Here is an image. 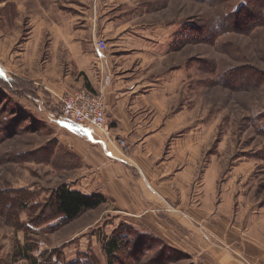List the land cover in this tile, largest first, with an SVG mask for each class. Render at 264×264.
Wrapping results in <instances>:
<instances>
[{
  "label": "rangeland",
  "instance_id": "obj_1",
  "mask_svg": "<svg viewBox=\"0 0 264 264\" xmlns=\"http://www.w3.org/2000/svg\"><path fill=\"white\" fill-rule=\"evenodd\" d=\"M56 2L78 3L84 17L118 9L117 27L108 30L113 48L142 52L132 81L185 110L174 139L191 138L190 163L198 170L192 203L215 193L224 205L237 200L245 222L255 216L264 223V0ZM2 3L18 15L15 0ZM100 40L107 42L98 38L96 46ZM77 90L102 97L106 114L102 93ZM10 91L0 96V264H235L232 232L210 234L212 222H136L110 205L66 222L54 195L80 182L73 181L80 161L62 143L71 125L61 105L47 122L46 107L33 102L35 111L26 113Z\"/></svg>",
  "mask_w": 264,
  "mask_h": 264
},
{
  "label": "crops",
  "instance_id": "obj_2",
  "mask_svg": "<svg viewBox=\"0 0 264 264\" xmlns=\"http://www.w3.org/2000/svg\"><path fill=\"white\" fill-rule=\"evenodd\" d=\"M61 3L15 0L17 16L7 14L6 3L0 5V95L12 82L9 90L19 96L23 110L33 114L32 103L39 102L41 109L46 107L41 112L50 115L41 114L47 122L57 119L63 97L77 89L104 95L108 131L89 128L79 134L70 127V135L64 136L62 143L80 161L73 172L78 175L73 181L80 182L71 190L101 195L103 206H112L131 221L158 224L175 216L187 225L188 219L212 222L210 234L232 232L235 264H264V223L255 216L246 222L239 218L237 200L224 205L213 192V199L205 193L202 202L192 203L198 170L190 163L191 138L174 139L185 110L175 111L157 97V88L144 92L132 81L142 52L125 39L132 49L113 48L108 30L117 27L118 9L95 10L84 17L86 13L74 8L78 3L67 8ZM98 38L109 42L106 53H99Z\"/></svg>",
  "mask_w": 264,
  "mask_h": 264
},
{
  "label": "built area",
  "instance_id": "obj_3",
  "mask_svg": "<svg viewBox=\"0 0 264 264\" xmlns=\"http://www.w3.org/2000/svg\"><path fill=\"white\" fill-rule=\"evenodd\" d=\"M107 48L106 41L100 40L98 42L97 49L99 53H104ZM61 107L62 117L70 123L75 131L85 126L102 130L106 125L103 98L86 90H77L63 97Z\"/></svg>",
  "mask_w": 264,
  "mask_h": 264
},
{
  "label": "trees",
  "instance_id": "obj_4",
  "mask_svg": "<svg viewBox=\"0 0 264 264\" xmlns=\"http://www.w3.org/2000/svg\"><path fill=\"white\" fill-rule=\"evenodd\" d=\"M8 87L12 89L14 87L13 83L11 82ZM54 201L58 213L65 217L66 222L74 221L84 213L97 209L106 202L105 198L101 195L93 194L86 196L71 190L67 185L61 186L56 191Z\"/></svg>",
  "mask_w": 264,
  "mask_h": 264
},
{
  "label": "clouds",
  "instance_id": "obj_5",
  "mask_svg": "<svg viewBox=\"0 0 264 264\" xmlns=\"http://www.w3.org/2000/svg\"><path fill=\"white\" fill-rule=\"evenodd\" d=\"M218 26H219V24L217 23V24H216V27H218Z\"/></svg>",
  "mask_w": 264,
  "mask_h": 264
}]
</instances>
